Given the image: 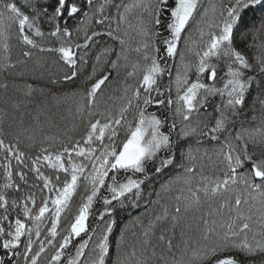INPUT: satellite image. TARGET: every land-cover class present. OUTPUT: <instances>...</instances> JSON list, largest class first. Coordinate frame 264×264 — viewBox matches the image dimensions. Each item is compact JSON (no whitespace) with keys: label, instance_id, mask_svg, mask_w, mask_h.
Listing matches in <instances>:
<instances>
[{"label":"snow or ice","instance_id":"6c2138e0","mask_svg":"<svg viewBox=\"0 0 264 264\" xmlns=\"http://www.w3.org/2000/svg\"><path fill=\"white\" fill-rule=\"evenodd\" d=\"M0 264H264V0H0Z\"/></svg>","mask_w":264,"mask_h":264},{"label":"trees","instance_id":"16d2710c","mask_svg":"<svg viewBox=\"0 0 264 264\" xmlns=\"http://www.w3.org/2000/svg\"><path fill=\"white\" fill-rule=\"evenodd\" d=\"M254 15L258 16V13H249V19H251ZM126 215L125 213H121V216Z\"/></svg>","mask_w":264,"mask_h":264}]
</instances>
